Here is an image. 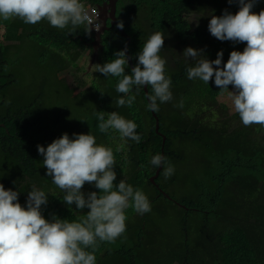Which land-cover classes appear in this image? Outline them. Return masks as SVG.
Here are the masks:
<instances>
[{"label": "trees", "instance_id": "16d2710c", "mask_svg": "<svg viewBox=\"0 0 264 264\" xmlns=\"http://www.w3.org/2000/svg\"><path fill=\"white\" fill-rule=\"evenodd\" d=\"M192 2L191 12L200 23L192 24L182 17L187 5ZM90 4L101 3L90 0ZM261 9H264V0H258L253 11L258 14ZM224 10L235 14L238 11L235 0L232 4L228 0H140L139 5L136 3L124 13L125 18L120 23L132 36L129 51L134 61L140 47L153 32L161 30L164 33L160 55L163 54L166 60L167 56L169 58L165 68L166 74L172 78L173 100L159 105V111L154 115L145 110L147 101L143 88L131 108L119 107L116 101L123 94L116 92L117 78L112 76L100 74L88 87L82 85L81 93L67 87L64 72L72 65L77 66L75 62L80 56L76 54L75 47H84L79 38L74 39V35L79 33L88 43L92 42L90 32L56 29L43 20L29 28L19 20L15 29L9 31L12 41L0 36V53L3 56L0 61V125H7L8 128L7 123L14 122L10 114L15 113L17 120L11 130L12 135L17 129L29 130L23 121L26 113L33 109L51 110V116L40 124L41 138L47 137V142L60 122L69 117L65 106L52 102L50 89L55 82L59 84L63 96L75 99L80 105L81 123L67 122L63 127L70 137L73 133H90L98 138L97 143L106 144L104 139L112 137L101 133L97 127V116L101 112L116 111L138 125L136 131L141 135L142 142L136 144L129 141L125 152L115 153L117 178L114 184L126 178L127 183L142 189L151 202L152 211L141 216L128 209L125 234L113 244L99 245L97 264H264V237L257 233V222L264 221V134L255 130L252 139L245 141L244 136L252 129L241 124L227 93L219 102L215 99L222 96L220 92L208 91L209 85L202 81L188 80L185 71L187 63L181 55L185 48L192 47L203 50L208 60H214L217 52L222 50L223 62H226L231 51H243L245 43L221 42L207 30L208 16L211 13L220 16ZM130 22L131 30L126 27ZM25 45L37 54L38 66L41 65L29 88L36 89L33 94L25 91L24 87L27 88L28 84L12 67ZM103 45L101 65L113 59L115 52L124 49V39L114 29L106 33ZM60 54L67 57L60 58ZM4 65L8 66L7 71ZM149 91L151 93V88ZM229 91H233L232 88ZM10 92L14 97L3 98ZM89 92L93 104L83 106L82 100L89 98ZM181 101L182 108L177 106ZM209 101L211 104H208ZM207 104L211 108H220L222 112L221 116L215 117L217 125H221L218 129L216 122L210 126L202 121L203 115L208 112ZM229 113L235 114L228 116ZM155 117L160 120V133L166 137L165 142L161 135L156 134ZM32 133L35 131L29 134ZM257 137L261 139L255 141ZM3 138H8V135L5 127L0 126V139ZM257 144L262 149L252 150L251 147ZM34 145L35 142L28 136L26 147L29 150L10 147L9 143L0 150V184L4 181L13 190H19L20 195L27 192L32 184L46 193L53 189L47 182L40 185L41 180L36 175L39 169L35 165L43 163V158ZM229 145L240 152L234 155ZM190 147L197 148L201 157H196V152ZM156 153L163 154L175 167V173L170 178L166 179L162 173L160 181H157L160 187L151 183L158 169L153 168L149 161ZM18 160L26 164L22 165ZM16 161L17 165H13ZM30 169L31 181L25 185ZM84 187L89 188L90 184L85 183ZM92 189L99 191L93 184ZM59 193L55 186L54 196H48L49 203L42 212L44 217L49 219L54 214L62 219L65 215L75 219L69 207H63L59 202L61 200L56 199ZM25 201L24 198L20 204L23 206ZM84 210L79 214H86L88 209Z\"/></svg>", "mask_w": 264, "mask_h": 264}, {"label": "clouds", "instance_id": "9594fccd", "mask_svg": "<svg viewBox=\"0 0 264 264\" xmlns=\"http://www.w3.org/2000/svg\"><path fill=\"white\" fill-rule=\"evenodd\" d=\"M228 3L232 4L233 0H228ZM235 3L238 6L235 14L224 10L220 16H216L210 12L207 30L212 37L221 42L245 43L242 52L231 51L226 62H223L222 50L217 52L214 60H208L203 50L192 47L185 48L181 55L187 63L185 71L188 80L202 81L209 85L208 91L220 92L222 96L218 98L219 100L215 99L216 101H222L224 94L227 93L232 109L239 116L241 124L244 128L252 129L246 137L244 136L245 141H250L255 130L264 134V9L258 14L253 11L258 0H235ZM193 6L194 2L188 4L182 17L189 23H200L191 12ZM108 7H105L106 14L101 15L95 6L90 4V0H0V36L11 40L9 31L15 29L19 20L25 23L22 25L29 28L30 25L43 20L56 29L68 28L90 32L92 42L88 43L83 36H79V33L74 35V39L79 38L84 44V47H75L76 54L82 58L81 63L77 65L80 67L78 71H81V67L82 69L86 67L84 73L92 70V73H99L104 77L117 78L115 90L123 94L116 101L119 107L131 108L136 102L137 94L143 88L147 101L145 110L151 111L154 115V112L159 111V105L173 100L172 78L166 74L165 68L168 66L169 58L167 56L166 60L163 54L160 55L165 40L164 33L161 30L153 32L140 47L134 61L129 51L132 36L130 37L120 23L125 15L116 10V19L119 23L115 26L112 19L113 9L111 6ZM101 16L106 20L103 21ZM106 23L109 30L102 35V45H98V35L103 32ZM131 26L132 22L126 24L130 30ZM114 29L124 39V49L115 52L113 59L101 65L104 55L103 38L107 32ZM123 32L126 37L123 36ZM128 38L130 39L128 52L132 64L126 56L125 46ZM2 57L0 53V61ZM92 61L93 64L97 63L94 69L91 67ZM70 68L72 66L67 72ZM127 68L129 69L126 71ZM4 70H8L7 65H4ZM67 87L75 90L69 85ZM229 88L233 91H229ZM18 91L21 92V89ZM25 91L28 93V89L25 88ZM4 97L14 96L10 92L6 96L3 95ZM208 104L206 114L216 108L215 106L211 108ZM177 106L182 108L183 102ZM33 111L34 109L30 113ZM29 114L26 113L23 121L28 131L17 129L13 135L11 134L17 120L15 113L10 114L14 122L7 123L8 128L7 125H0L5 127L8 135V138L0 139V150L6 143H9L10 147L27 150V137L31 136L35 142L34 148L37 147L38 155L43 158V166L38 168L39 171L36 173L41 180L40 185L44 183L41 173L44 171L60 190L62 196L58 195L62 203L69 207L68 210L76 218L62 219L52 214L46 219L42 213V206L48 203V193L32 184L27 192L20 195L19 190H13L3 181V184H0V264H97L96 252L99 245L113 244L125 234L128 209L141 216L152 211L151 202L142 189L127 183L126 178L114 184L117 178L114 171L115 153L125 152L129 141L136 144L142 142L141 135L136 131L138 125L116 111L101 112L97 116V127L101 133L112 138H105L106 144L97 143L98 138L90 133H73L70 137L66 130H63L67 122L81 123L82 117L79 113L76 114L77 119L73 120L69 112V117L60 122L47 142V137L41 138L40 131V124L47 119L31 123L28 121ZM216 120L215 117L207 119L204 116L202 119L210 126H214L216 122L218 129L221 125H217ZM32 131L35 133L29 134ZM156 134L161 135L164 142L166 141L160 129ZM260 139L261 137H257L255 141ZM229 146L234 155L240 152ZM191 148L195 147H190V150ZM251 149L258 151L262 146L253 145ZM18 161L22 165L26 164L22 160ZM18 161L13 165H17ZM149 163L158 169L157 172L162 169L166 179L175 173L174 165L161 153L153 155ZM162 173L155 185L152 180L156 176L151 178L154 186H158L157 181H160ZM27 177L25 185L31 181V169L27 171ZM85 183L90 184V187L85 188ZM92 184L99 190L98 192H90ZM160 190L165 194L161 188ZM24 198L26 201L22 206L20 203ZM87 209L86 214H79L81 210ZM257 233L264 237L263 220L257 222Z\"/></svg>", "mask_w": 264, "mask_h": 264}, {"label": "rangeland", "instance_id": "374dc122", "mask_svg": "<svg viewBox=\"0 0 264 264\" xmlns=\"http://www.w3.org/2000/svg\"><path fill=\"white\" fill-rule=\"evenodd\" d=\"M206 15H208V14H206ZM41 48H44V46ZM59 56H60V58L67 57L65 54H62ZM89 60H91V58H89ZM80 61H82L81 57L75 63L78 65L81 63ZM13 63H14V69L17 71V74L20 75L22 80H24L28 84L27 88L26 87H24V88L29 89L31 87V85L33 84L32 81L36 78L35 73L38 71V69L41 66V65L38 66L37 54L32 49H28V47L26 45L25 47H23V49L19 53L18 59L15 58V61ZM89 64H88V66H89ZM95 65H97V63L91 65L92 69H94ZM79 68H80L79 66L72 65V68H70L68 72H66V73L64 72V74H65L64 75V79H65L64 83L66 85H69L70 88L77 90L78 92H80V87H82V85L86 84V87H88V84H92L94 82V80H97L98 75H99V73H92V70H89V72L84 73L83 71L86 70V67H84L81 71H78ZM56 87H58V89H56ZM92 88H94V87H92ZM35 90L36 89H29L28 93L33 94V92ZM50 92L53 95L52 102L56 103L57 106H65L68 109V111L70 112V116H72V119L76 120L77 119L76 114L81 113V110H80V105H78L76 103L75 99L67 97V96H63L62 92L60 90V87H59V85H57L56 82L52 83V87L50 89ZM84 95H85V91H83V96ZM90 99H91V93L89 92V98L87 100H85L83 98V100H82L83 106L93 104V102L91 101L92 99L91 100ZM44 111H46V113ZM191 111L192 110L189 109L190 114H191ZM221 114H222V112H221L220 108L217 107V108H215V110L213 112H209L208 114H204L203 116L206 117L207 119H210V118L221 116ZM49 116H51V110L50 109H44V110H36L35 109L33 112H31L28 115V121L31 123L36 122V121H40V120L42 121L43 119H45ZM27 150H29V149H27ZM191 151L196 152V157H201V155L197 153L196 148H191ZM35 166L37 168H41L43 166V163H38ZM41 173H42L43 181L51 184L53 187V189L50 191V193H48L49 196L50 195L54 196L53 191H54L55 185L52 183L51 177H47L45 175L44 171H42ZM90 192H93V190L90 189ZM56 195H57L56 199L58 201L61 200L59 198V195L58 194H56ZM60 196H62V194H60ZM59 202H60V204H62L63 207L66 208L67 205H64L62 203V200ZM48 203H49V197H48ZM48 203H47V205H48ZM46 206H42V212H45ZM65 217L69 218L68 215H65L64 218Z\"/></svg>", "mask_w": 264, "mask_h": 264}, {"label": "flooded vegetation", "instance_id": "af4514ba", "mask_svg": "<svg viewBox=\"0 0 264 264\" xmlns=\"http://www.w3.org/2000/svg\"><path fill=\"white\" fill-rule=\"evenodd\" d=\"M117 2H115V7H116V10L118 11V12H120V13H127V11H128V8L129 7H131V6H135V4L137 3V5H139V1L140 0H116ZM144 1H151V2H158V1H160V0H144ZM99 2L101 3V5L100 4H97V5H94L95 6V8H96V10L99 12H101V15L103 14V13H105L106 14V9H105V7H108V6H110L111 5V3H107V2H109V0H99ZM108 9H109V7H108ZM184 14V13H183ZM139 17H140V14H139ZM138 17V18H139ZM120 18H123L122 16H120ZM101 19L103 20V21H105L106 19H104V17L103 16H101ZM89 69V68H88Z\"/></svg>", "mask_w": 264, "mask_h": 264}, {"label": "water", "instance_id": "95a60500", "mask_svg": "<svg viewBox=\"0 0 264 264\" xmlns=\"http://www.w3.org/2000/svg\"><path fill=\"white\" fill-rule=\"evenodd\" d=\"M115 2H117L116 0H109V2L107 3H111V7L113 9V12H112V19H113V24L116 26L118 22V20L116 19V7H115ZM109 29L107 28V23H106V26L105 28L103 29V32L101 34L98 35V39H97V44L98 45H102V35L105 33V31H108ZM119 30H122V29H119ZM123 36H125V33L123 32ZM129 44H130V39L128 38L127 39V43H126V48H127V52H126V56L128 57L130 63L132 64L130 58H129V52H128V47H129ZM94 61H92V64H93ZM147 94V92H146ZM156 131H158V129H160V122H158L157 118H156ZM161 173H162V169L161 171H158L157 172V176L152 180V183L155 185L156 183V180H158V178H160L161 176Z\"/></svg>", "mask_w": 264, "mask_h": 264}]
</instances>
